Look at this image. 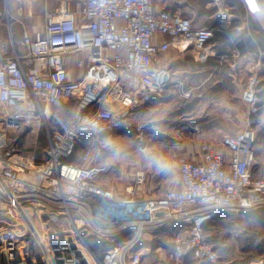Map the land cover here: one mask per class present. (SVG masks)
<instances>
[{
    "label": "built area",
    "instance_id": "2783aa9c",
    "mask_svg": "<svg viewBox=\"0 0 264 264\" xmlns=\"http://www.w3.org/2000/svg\"><path fill=\"white\" fill-rule=\"evenodd\" d=\"M73 3L47 11L34 35L21 7L7 11L6 22L0 16L8 34L0 35V264H144L146 257L223 264L210 222L264 209V178L252 172L253 127L225 136L222 148L201 142L197 158L180 157L179 185L159 196L141 197L143 170L126 198L97 183L116 153L114 138L143 133L154 96L176 81L161 54L176 46L208 55L217 28L156 0ZM259 82L252 77L241 93L252 114ZM24 129L45 134L43 159L18 147ZM65 229L74 233L71 247L56 242L68 233L54 230ZM88 239L104 244L101 256Z\"/></svg>",
    "mask_w": 264,
    "mask_h": 264
},
{
    "label": "crops",
    "instance_id": "0c3cea01",
    "mask_svg": "<svg viewBox=\"0 0 264 264\" xmlns=\"http://www.w3.org/2000/svg\"><path fill=\"white\" fill-rule=\"evenodd\" d=\"M156 1L161 8L178 9L193 18L196 25H212L217 29L208 55L196 54L191 47L176 46L161 54L162 65L174 70L176 81L161 96H154L151 107L146 111L148 125L157 126L161 120L163 124L168 121L169 124L171 120L174 122L168 125L170 133L180 135L181 143L191 141L188 129H194L196 142L214 144L222 142L225 136H233L241 131L236 132L234 129L236 116L240 117L243 129L251 126L257 132L252 172L254 177L264 178V0H194V4L187 0ZM73 5V0H0V16L6 22V12L17 15L21 7L25 26L34 35L43 30L47 11L61 6L72 8ZM223 9L227 10L224 14L221 13ZM0 35L2 38L8 37L4 25H0ZM13 38L18 42L22 39V26L18 22L13 25ZM171 50L176 53L167 55ZM255 76L260 79L257 90L260 109L258 113L252 114L243 102L241 93L249 79ZM186 92L190 94L185 96ZM236 101L243 105L238 113ZM183 119H193V125L182 124ZM110 156L106 159L110 160ZM193 157L197 158L198 154ZM108 163L109 170L98 177V185L114 188L119 198L131 196L134 173L125 175L117 162L110 160ZM157 179L154 182L147 175L141 197L161 195L165 188L160 190V185L166 182L169 186L179 185V171L177 176L169 179L158 174ZM259 214L260 210L243 217L222 215L211 221L208 228L221 223L247 228L248 224L259 218ZM213 244L215 246V242ZM151 258L146 257L144 263L157 264ZM206 263L207 261L195 262L192 259L188 262Z\"/></svg>",
    "mask_w": 264,
    "mask_h": 264
},
{
    "label": "rangeland",
    "instance_id": "374dc122",
    "mask_svg": "<svg viewBox=\"0 0 264 264\" xmlns=\"http://www.w3.org/2000/svg\"><path fill=\"white\" fill-rule=\"evenodd\" d=\"M187 2L190 4L195 3L194 0H187ZM175 53V51L171 50L167 52V55H174ZM235 107L237 112L242 110L243 105L240 101H236ZM141 120L145 122L146 130L139 134H118V138L114 143L116 153L110 156V160L117 162L125 175H129L131 172L135 175L136 171L143 170L147 173L148 179H153L154 182L158 180V174L164 175L167 179L177 176V160L180 157L195 158L193 156L198 154L200 142H196L194 139V129H188L191 141L181 143L180 135L170 133V126L168 125L174 121L171 122L170 120L169 124V121L163 124L161 120L159 125L152 127L147 123L146 113H144ZM193 122V119H183L182 124L192 123L191 125H193ZM234 129L236 132L243 129L240 117L236 116ZM28 131V129L22 130V141L18 142V147L24 152L33 151V153H36V156L42 158L44 147L47 145L45 134L40 132L37 139L35 135H27ZM214 145L222 147V142H216ZM82 147L83 144H81ZM110 160L108 161L110 162ZM160 186V190H163L175 185L169 186L168 182H166ZM156 191L158 192L159 190L156 189ZM263 218L264 209L260 210L259 218L248 224L247 228L242 229L241 226L236 227L231 223H221L211 227V232L214 234L212 242H215V248L218 249L217 252L222 262H227L226 264H249L252 260L264 259ZM54 231L65 235L61 237H66L68 233V239L70 238L69 236L74 238V233L71 230ZM234 231L237 232V235L233 234ZM49 233L50 236L54 235L53 231ZM94 240L91 239V242H94L95 247L101 253V246L97 240ZM144 264H147V262ZM206 264L211 263L207 262Z\"/></svg>",
    "mask_w": 264,
    "mask_h": 264
},
{
    "label": "trees",
    "instance_id": "16d2710c",
    "mask_svg": "<svg viewBox=\"0 0 264 264\" xmlns=\"http://www.w3.org/2000/svg\"><path fill=\"white\" fill-rule=\"evenodd\" d=\"M45 148V147H44ZM38 160L43 159V157L41 158L40 156H37ZM211 230V229H210ZM95 241V240H94ZM89 245L92 248V250H94L98 256H101V253L98 251V249L95 247L94 242H91V239H88ZM99 245L101 246V252L104 250L103 246L104 244L100 241H98ZM99 252V253H98Z\"/></svg>",
    "mask_w": 264,
    "mask_h": 264
},
{
    "label": "bare ground",
    "instance_id": "6f19581e",
    "mask_svg": "<svg viewBox=\"0 0 264 264\" xmlns=\"http://www.w3.org/2000/svg\"><path fill=\"white\" fill-rule=\"evenodd\" d=\"M59 244H64L66 246H71L73 244L72 239H57L56 241Z\"/></svg>",
    "mask_w": 264,
    "mask_h": 264
}]
</instances>
